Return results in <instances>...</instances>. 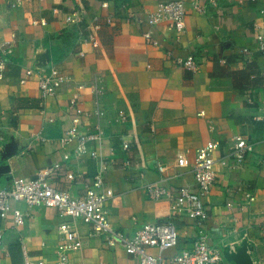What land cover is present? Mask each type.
<instances>
[{"label": "crops", "instance_id": "1", "mask_svg": "<svg viewBox=\"0 0 264 264\" xmlns=\"http://www.w3.org/2000/svg\"><path fill=\"white\" fill-rule=\"evenodd\" d=\"M10 1L0 0V42L16 36L6 77L0 80V188L14 178L34 177L53 164H63L80 179L58 178L56 188L69 187L72 195H84L95 163L74 154L70 147H61L58 139L71 126L67 105L77 85H86L79 94L81 106L92 109L89 84L98 74L105 84L102 152L110 160L126 158L131 164L129 170L111 165L106 174V186L113 192L106 204L111 225L131 235L142 222L167 218L168 201L150 200L144 185L193 187L196 150L214 141L219 144L215 157L222 158L232 138L244 136L255 144L253 153L237 170L219 166L216 184L204 199L209 210V244L220 251L219 264H264L260 229L264 222V57L258 52L254 30L258 26L264 35V0H213L216 8L209 6L210 0H196L205 6L203 14L187 4L180 42L162 40L159 47L145 44L142 28L119 10L111 26L102 25L96 32L98 47H82V58L77 56L74 40L84 25L64 20L73 8L72 0H23L13 9ZM121 3L135 10L151 11L156 6L155 0H112L111 9L116 12ZM89 7L83 3L80 8ZM94 11L95 4L88 9V20ZM41 19L45 25L34 24ZM157 29L165 32L164 25ZM243 48L247 54L241 53ZM172 49L178 56L195 55L197 72L184 71L167 57L166 51ZM35 56L69 76L70 84L42 98L36 77L21 83L24 69L33 67ZM125 134L128 153L120 148ZM142 166L148 172L140 176ZM157 166L165 168L164 173H158ZM249 196L254 197L251 203ZM20 207L26 211L24 205ZM29 213L23 226L5 230L1 264H23L24 251L31 258L54 261L57 228L63 219L43 207ZM75 225L83 236V248L70 254L69 264H137L121 244L107 248L100 238L88 237L87 225L79 221ZM177 230L178 247L163 252V257L178 253L195 235L188 219L177 222ZM150 252L159 254L154 249Z\"/></svg>", "mask_w": 264, "mask_h": 264}, {"label": "built area", "instance_id": "2", "mask_svg": "<svg viewBox=\"0 0 264 264\" xmlns=\"http://www.w3.org/2000/svg\"><path fill=\"white\" fill-rule=\"evenodd\" d=\"M22 1L11 0L10 7L12 9L18 7ZM155 1L156 6L151 11L142 7L139 10L131 9L126 3H121L115 12L113 8L111 9L112 0H72L73 8L65 15L64 20L68 24L84 25L82 30L79 28L74 40L75 46L79 47L77 56L84 57L85 51L82 49L84 45L88 44L93 49L98 47L96 32L102 25L111 26L118 17L119 10L125 12L127 21L142 28L145 44L154 47H159L162 40L171 39L174 45L180 42V36L185 31L187 4H191L194 11L198 13L206 12L205 6L200 5L196 0ZM83 3H87L90 7L82 10L80 7ZM93 4L96 6V11L92 12V17L88 20L86 18L88 9H91ZM209 6L216 8L217 4L210 0ZM34 24L45 25V21L41 19ZM160 25H164L165 32L157 29ZM254 30L258 52L264 57V35L259 32L258 26H254ZM11 39L10 42H0V80L6 77L8 71L10 57L16 43L15 34L11 35ZM241 53L247 54L248 49L243 48ZM165 54L184 71L192 74L197 72L198 63L192 53L178 56L172 49L167 50ZM31 77H36L42 98L53 96L63 85L70 84L69 76L56 67L39 62L38 56H35V64L32 68L24 69L20 82L24 83ZM85 87L84 84L77 85V93L69 99L67 114L71 126L64 130L58 139L61 147H70L74 154L87 156L95 163L96 170L84 185V195L80 197L72 195L69 187L62 190L56 188L55 180L58 178H65L69 182L80 179V176L67 170L63 164H53L39 171L34 177L14 178L8 186L0 188V250L5 230H17L30 217L29 210L43 207L54 210L57 217L63 219L57 228L59 241L56 245L55 259L51 262L42 257L31 258L24 251L23 264H69L70 254L79 252L83 248V236L75 225L78 221L89 227L88 237L100 238L107 248H114L121 244L125 254L136 259L137 264L221 263L220 251L209 244V210L204 199L216 184L217 168L219 166H231L236 170L241 168L247 156L253 153L255 144L248 142L244 136H234L228 153L222 158H216L215 153L219 149V144L214 141L204 143L195 153L194 166L191 170L193 187L182 183L171 188L156 183L145 184L144 189L150 200L166 199L168 201L169 216L160 222H142L131 235H125L116 230L108 219L106 204L113 197V192L106 186V174L111 165L121 164L123 169L129 170L131 164L126 158L118 162L110 160L102 152L105 142L103 121L106 116L101 101L105 93L103 76L94 75L89 84L93 95V106L90 110L84 109L80 104L79 94ZM202 114V112L199 113V115ZM121 118L124 120L123 116ZM91 119H94L93 124L89 123ZM125 137L127 134L121 136L120 148L124 153H128L129 142ZM45 141L48 142V140ZM113 154L112 149L111 155ZM64 160H68L67 155H64ZM141 169L140 176L148 172V169L143 166ZM156 171L164 173L165 168L157 166ZM175 176L179 178L182 173L178 170ZM253 201L254 197L249 196L248 203ZM21 204L25 206L26 211L21 209ZM183 219L190 220L194 225V237L175 255L163 257V252L178 247L177 222ZM260 229L264 248V222ZM151 249L159 254H152Z\"/></svg>", "mask_w": 264, "mask_h": 264}]
</instances>
